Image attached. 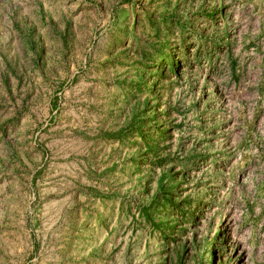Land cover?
<instances>
[{"label":"rangeland","instance_id":"obj_1","mask_svg":"<svg viewBox=\"0 0 264 264\" xmlns=\"http://www.w3.org/2000/svg\"><path fill=\"white\" fill-rule=\"evenodd\" d=\"M0 264H264V0H0Z\"/></svg>","mask_w":264,"mask_h":264},{"label":"trees","instance_id":"obj_2","mask_svg":"<svg viewBox=\"0 0 264 264\" xmlns=\"http://www.w3.org/2000/svg\"><path fill=\"white\" fill-rule=\"evenodd\" d=\"M214 13H216V10H213L212 14H214ZM212 16L214 17L215 15H212ZM199 51L200 50H198L197 55H199ZM173 54H174L173 52L162 51L161 52V57L163 58V61L164 62L162 61V62H159V63L165 64L169 68V70L171 72L177 73L179 71V69L182 68V64H176V63H174L175 56Z\"/></svg>","mask_w":264,"mask_h":264}]
</instances>
